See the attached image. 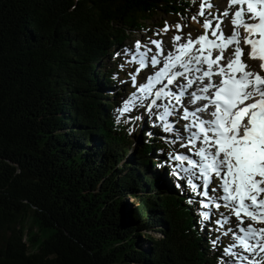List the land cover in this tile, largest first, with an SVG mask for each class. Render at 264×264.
Instances as JSON below:
<instances>
[{
  "label": "trees",
  "instance_id": "obj_1",
  "mask_svg": "<svg viewBox=\"0 0 264 264\" xmlns=\"http://www.w3.org/2000/svg\"><path fill=\"white\" fill-rule=\"evenodd\" d=\"M199 2L0 0V264H222L156 179L170 140L117 116L132 35Z\"/></svg>",
  "mask_w": 264,
  "mask_h": 264
},
{
  "label": "snow or ice",
  "instance_id": "obj_2",
  "mask_svg": "<svg viewBox=\"0 0 264 264\" xmlns=\"http://www.w3.org/2000/svg\"><path fill=\"white\" fill-rule=\"evenodd\" d=\"M213 6L216 13L207 11ZM190 10L202 32L185 35L180 23H166L165 34L174 33L167 51L150 39L120 53L135 52L140 78L124 82L135 87L117 116L132 122L139 111L134 119H151L153 140H170L154 174L176 179L195 229L224 264H264V226H255L264 225V0H213Z\"/></svg>",
  "mask_w": 264,
  "mask_h": 264
},
{
  "label": "rangeland",
  "instance_id": "obj_3",
  "mask_svg": "<svg viewBox=\"0 0 264 264\" xmlns=\"http://www.w3.org/2000/svg\"><path fill=\"white\" fill-rule=\"evenodd\" d=\"M206 2L207 3H212L213 0H203L202 1V3H206ZM196 6L198 7L199 4H196ZM190 8H191V6H190ZM190 8L188 9V12H191V14L193 16L197 17V19L193 20L194 22H192V25L191 24L188 25L187 24L188 22H186V20H183V19L179 18L178 16L169 14V15H162L163 20L161 22H162L163 26L167 23L169 25V27L172 28V27H174V25L176 23H180L182 26H184L185 35L188 34V30L189 29H191V34L193 36H195L196 34L202 32L203 29H202V26H201L200 19L198 17V13L191 11ZM207 11H210L212 13H216L218 11V9L215 6H213L212 8L207 9ZM187 21H190V20H187ZM155 23L158 24V21H155ZM195 24H196V26H195ZM148 28H151L150 25L148 26ZM151 29H152V32L141 31L140 32L141 34L140 33L139 34L136 33V34L132 35V49L135 48V45H136L137 42H140L141 48H143L148 43V41L150 39H161L164 42V44H165V51L168 50L167 49V43L171 42L170 41V37H172L174 33L172 31H169V32H167L165 34L164 28H160V27L151 28ZM157 34H159V35H157ZM133 55H135V52H132L130 59L125 61V63L127 64V66L125 68L127 69V72L130 73L127 81H129L131 79V77H133V76H136L137 80L139 78V73L137 71H134V69H133L134 67L139 66V64H138L139 57L137 56L136 61H133V59H132ZM123 84H124V81H123ZM127 86L128 87H132L134 89V85H132V84H128ZM129 98H131V96ZM156 173H157V171H156ZM162 175H163V172L161 171L159 174H157V177L161 178ZM127 201H128L129 207H131V208H133L134 206L137 205V201H135L134 198H132V197H128ZM219 211L223 212L225 210L224 209H220ZM150 232H151V234L153 236H158V237L160 236V233L154 232L153 229L150 230ZM228 244H229V239L228 238H224L225 247ZM253 258H255V257H253Z\"/></svg>",
  "mask_w": 264,
  "mask_h": 264
},
{
  "label": "bare ground",
  "instance_id": "obj_4",
  "mask_svg": "<svg viewBox=\"0 0 264 264\" xmlns=\"http://www.w3.org/2000/svg\"><path fill=\"white\" fill-rule=\"evenodd\" d=\"M226 7H227V6H226ZM129 56L131 57V55H129ZM130 57H129V58H130ZM107 74H108V73H107ZM111 92H112V91H111ZM114 92H115V91H114ZM114 92H113V93H114ZM121 106H122V105H121ZM117 108H118V107H117ZM117 108H116V109H117ZM135 113H136V112H135ZM136 115H137V114H136ZM118 117H120V116H118ZM125 119H126V118L123 117V120H124V121H125ZM117 120H118V119H117ZM124 121H123V122H124ZM134 121H135V120H134ZM118 122H119V121H118ZM123 122H122V123H123ZM120 123H121V122H120ZM120 123H119V126H120ZM124 123H125V122H124ZM127 123H128V122H127ZM124 125H125V124H124ZM124 125H123V126H124ZM126 125H127V124H126ZM121 126H122V125H121ZM123 126H122V127H123ZM125 127H126V126H125ZM145 134H146V133H145ZM158 153H159V151H158ZM159 160H160V159H159ZM163 176H164V175H163ZM167 177H168L169 181H172V183H173L174 186H175L176 183H177L176 179H175L174 177H172L171 175H168ZM173 180H174V182H173ZM177 190H178V188H177ZM185 200H186V199H185ZM183 201H184V198H183ZM185 202H186V201H185Z\"/></svg>",
  "mask_w": 264,
  "mask_h": 264
}]
</instances>
